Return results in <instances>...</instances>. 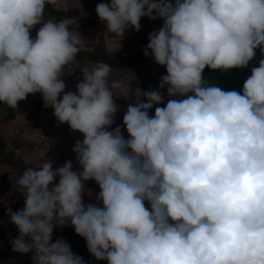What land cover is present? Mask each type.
<instances>
[{
    "label": "clouds",
    "instance_id": "9594fccd",
    "mask_svg": "<svg viewBox=\"0 0 264 264\" xmlns=\"http://www.w3.org/2000/svg\"><path fill=\"white\" fill-rule=\"evenodd\" d=\"M56 3L0 0V104L16 110L39 93L83 136L72 149L78 170L48 159L18 177L24 206L6 213L18 230L12 251L32 253V264H84L65 240L52 241L54 229L71 227L107 264H264V0L98 3L119 45L142 18L163 21L143 52L166 75L148 91L112 79L101 61L66 92L82 36L79 17L45 18ZM258 49L242 92L205 80L206 68H247ZM117 99L131 102L113 128ZM88 181L99 188L93 203L84 202Z\"/></svg>",
    "mask_w": 264,
    "mask_h": 264
},
{
    "label": "rangeland",
    "instance_id": "374dc122",
    "mask_svg": "<svg viewBox=\"0 0 264 264\" xmlns=\"http://www.w3.org/2000/svg\"><path fill=\"white\" fill-rule=\"evenodd\" d=\"M102 2L107 3L109 2V0H81L80 8L78 6V2H76L75 0L65 1V3H68L69 5V9H68L69 17L70 18L79 17L78 31L82 33L81 34L82 43L80 45V49H88V48L90 49L91 47L102 43L109 54L115 52H119L121 54L130 53L136 41L135 37L132 35L133 30H129L128 32L125 33L124 38L120 41V45L114 42L111 38V35L106 32V26L100 22V20L98 19L95 13L96 5ZM81 12L84 13L83 16L81 15ZM45 18L47 19V17ZM144 20L147 27V36H149V34L152 32L151 30L152 21L147 17H144ZM39 27L40 26L38 25L36 26V28L32 30L31 36L33 38L35 37L36 30L39 29ZM84 31L85 33H83ZM94 65L95 64L87 61H78V62L75 61V63L72 66L75 69L73 75L66 76L64 79L66 85L65 91L75 92L77 83L83 79L82 71L91 70V68ZM65 75H67V71L65 72ZM162 75H166V69L164 67L157 65L149 55L148 57H145L143 63L137 69L134 68L113 69L112 79L123 80L126 84L131 85L132 89L139 87L143 91H148V90L158 89L160 77ZM168 99L169 97L167 96V92L166 90H164V104L167 103ZM130 102L131 101L127 99L116 100V103L120 105V110L116 114L115 123L112 126L113 128H115L116 126L122 127L124 110L127 108ZM164 104H161L159 106L163 107ZM0 108H1L0 109L1 115H3L2 117L6 119L5 108L4 107H0ZM33 109H34V105H30L27 107L28 114L32 115L34 118L36 116V113L33 112ZM37 110L39 113L41 112L40 115L43 116L49 113V115H51V117L55 121L53 139L51 140L52 141L51 144H49L48 149L44 146L45 143L44 144L42 143L43 145L41 147L43 150H47V152L50 154L48 156V159L53 161V168L55 169L57 167L62 166L66 161H71L73 163V170H78V164L76 162V157L72 149L75 146L77 140H81V141L83 140V136L78 132H72L67 124H63V125L59 124L54 118L52 109L48 108L43 110V112L42 109H37ZM154 112H155V106L150 111V115H154ZM124 135L125 137L127 136L126 130H124ZM33 142L38 144L36 141ZM19 150L21 151V152L19 151L20 152V154H18L19 156L17 155L18 158L17 162L19 164H12V162L10 164L8 158L2 159V156H0L1 158L0 176L11 173H16L21 175L25 168L27 167L36 168L41 165V164L39 165L34 164L35 161L33 159V158H38L39 160L41 159L40 155L42 154V150L39 148L38 145H35L33 150L28 149L26 147H22V149ZM4 151L5 149L3 150V153ZM9 151L11 150L6 151L7 156ZM8 157H10V155ZM19 157L22 158L20 162H19ZM29 158L31 162L29 161ZM41 161L42 160H40L39 162ZM57 182H58V178H57ZM85 190L86 192L90 191L92 193V196L90 197L88 195H85L84 202L85 203L95 202L94 196L96 193L99 192L98 186L93 181H88L85 182ZM91 193H89V195H91ZM23 206H24V200L20 203V208H22ZM4 216L8 221V216L7 215ZM0 234L4 235L5 243L10 247L11 250L10 257H14L13 264H32V260H31V256L33 255L32 253L20 254L13 252L11 249L10 240L18 235V230L6 226L5 228L0 229ZM57 239H59V231L57 229H54L52 241L54 242ZM24 259L25 261H23Z\"/></svg>",
    "mask_w": 264,
    "mask_h": 264
},
{
    "label": "trees",
    "instance_id": "16d2710c",
    "mask_svg": "<svg viewBox=\"0 0 264 264\" xmlns=\"http://www.w3.org/2000/svg\"><path fill=\"white\" fill-rule=\"evenodd\" d=\"M45 17L54 18L59 21L62 18L67 17L63 10L56 9L53 6H46ZM141 30L136 32L133 30V35L136 38L135 49L130 54H121L115 52L109 54L102 43L97 44L90 49H80V52L76 56V60L88 61L93 64L97 62H105L109 64L113 69H130L139 66L145 58L143 50L148 43L147 27L144 18L141 19ZM162 20L152 21V32L158 30L162 26ZM259 49L256 51V55L252 61L249 62L247 68L244 69H232L224 72L220 70H210L206 68L204 70L205 80L209 84H215V86L225 90H236L242 92L243 84L245 80L251 75V69L259 66L261 59ZM25 104V105H24ZM34 105L33 112L37 114V109L45 110L42 97L39 93L30 95L27 99L21 103L22 110L26 107ZM26 106V107H24ZM0 107H4L6 110V119H12L13 111L6 105L0 104ZM3 151V143L0 140V154ZM59 231V239L65 240L70 246L73 253L81 256L84 260V264H107L106 261H96L90 254H85V243L82 238L77 236L71 227L56 228ZM11 250L9 245L5 243L4 235L0 234V264H6L10 258Z\"/></svg>",
    "mask_w": 264,
    "mask_h": 264
},
{
    "label": "crops",
    "instance_id": "0c3cea01",
    "mask_svg": "<svg viewBox=\"0 0 264 264\" xmlns=\"http://www.w3.org/2000/svg\"><path fill=\"white\" fill-rule=\"evenodd\" d=\"M65 1L66 0H57L56 5H54L53 7L56 9L63 10L67 18H70L68 14L69 5L68 3H65ZM75 1L78 2V6L80 8L81 0L78 1L75 0ZM83 33H85V31ZM132 35H133V31H132ZM135 45H136V41H135ZM135 45L133 46V49L130 51V53L134 51ZM75 61L78 62L79 60H75ZM141 64L139 66H141ZM139 66L134 67V69H137ZM21 103L22 101L18 103V107L16 110L13 109V117L10 120L4 119L2 117L3 115H1L0 112V140L4 146L3 150L5 149L4 153L2 151L0 156H2V159L8 158L10 164L11 162L12 164H19L17 162L18 161L17 155L20 154L21 152L19 149H22V147H26L28 149L33 150L35 145H38L39 148L42 150V154L40 155L41 156L40 160L42 161L39 162L40 160L38 158H33L35 161L34 164H38V165L43 164L48 160V156L50 154L47 152V150H43L41 147L45 143L44 146L48 149L49 144H51L52 142L51 140L53 139L55 121L51 117V115H49V113L47 112H45L47 113L45 116L40 115L41 112L40 113L37 112L36 114L37 117L35 116L33 118L32 115L28 114L26 106H24L26 108L22 110ZM33 141H36L38 144H36ZM7 150H11L8 153V156L10 155V157L6 155ZM21 159L22 158L19 157V162ZM19 176L20 175L16 173L5 174L0 176V229L5 228L6 226L12 229H16L13 225H11L7 221L4 215H7L6 213L9 207H11L12 211H17L21 209L20 203L24 200V198L22 194L19 191H17L16 181ZM146 207H149L147 202H146ZM84 253L89 254L86 248V243H85ZM13 261H14V257H10L6 264H13ZM23 261H25V259Z\"/></svg>",
    "mask_w": 264,
    "mask_h": 264
},
{
    "label": "built area",
    "instance_id": "2783aa9c",
    "mask_svg": "<svg viewBox=\"0 0 264 264\" xmlns=\"http://www.w3.org/2000/svg\"><path fill=\"white\" fill-rule=\"evenodd\" d=\"M0 162H1V158H0ZM2 164V163H1Z\"/></svg>",
    "mask_w": 264,
    "mask_h": 264
}]
</instances>
